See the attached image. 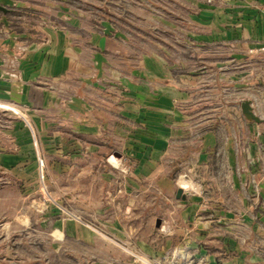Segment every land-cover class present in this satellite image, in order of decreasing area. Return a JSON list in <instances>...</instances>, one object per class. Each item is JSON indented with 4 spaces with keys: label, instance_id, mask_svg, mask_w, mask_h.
Returning <instances> with one entry per match:
<instances>
[{
    "label": "rangeland",
    "instance_id": "374dc122",
    "mask_svg": "<svg viewBox=\"0 0 264 264\" xmlns=\"http://www.w3.org/2000/svg\"><path fill=\"white\" fill-rule=\"evenodd\" d=\"M53 34L73 58L35 78L52 109L30 103L39 94L0 93V264H264V0H0L5 80H20L27 57L58 53ZM96 35L113 36L102 72ZM148 58L171 97L167 126L217 113L238 128L218 172L140 167L123 152L114 97L138 98L124 130L139 127L126 114L147 113ZM243 100L260 124H245Z\"/></svg>",
    "mask_w": 264,
    "mask_h": 264
},
{
    "label": "crops",
    "instance_id": "0c3cea01",
    "mask_svg": "<svg viewBox=\"0 0 264 264\" xmlns=\"http://www.w3.org/2000/svg\"><path fill=\"white\" fill-rule=\"evenodd\" d=\"M112 37L113 36L108 37L106 35H96L94 37L96 42L94 44L98 45V49L100 50L98 51L100 53V58L98 57V60L92 59L91 62L99 72L107 69V66L110 64L113 66L111 59L109 61V55L111 54L105 56L106 52H103L109 49L112 51L113 46L110 44L111 39H113ZM116 37L118 38V35H116ZM50 40L51 45L60 46L58 49L59 52L57 53V50L54 49L45 54L35 53L29 58L27 57L26 60H22L20 66L21 70L18 74V79L20 80H17V82L5 80L2 67H0V93H8L10 96L19 95L25 98H32L34 94H39V96L35 97L34 102L30 103H33L34 106L36 105L37 107L52 109L53 104H55L52 98L53 92L46 88L44 89L40 83L38 85L35 78L39 76L55 78L57 74H61L63 71L66 72L70 64L69 61H72L71 59L73 57L71 55H65L66 52H72V50H68L67 44L69 42L64 35L59 39L53 34ZM62 53H64L65 56H63ZM146 60L147 78H149L148 82L151 85V92L148 93L150 98L148 97V99H145L146 107L144 108H146L147 113L145 114V112L141 111L138 113L126 114V116L132 120L137 119L139 127L133 125L128 127L129 129L124 130L125 110L131 106L132 108L133 106L135 107L138 103V98L124 99L122 96L121 98L117 96L114 97L115 111L121 114L120 120L116 121L118 137L128 138L127 144L123 146V152L125 154H127V152L130 154L133 153L134 161L138 162L140 167H149L151 169H159V167L168 168L172 163H175V161L181 160L187 167H190V170L198 168L199 170L202 169L204 172H213V170L218 172L219 170H217V168L223 165V161L225 159L229 162L232 161L236 153L233 142L236 139L238 128L233 122L230 123L229 120L220 123L221 120L218 118L219 114L217 113H213L210 120L198 125L195 127L196 129H188V127L184 128L183 126L179 128L167 126L168 124L165 120L169 119V113H171L168 110L171 97L169 96L170 94L167 93V85H165L163 81L160 82V80H156L155 84L152 72L155 61L151 58ZM120 70H122L121 66L118 67V71L116 72L119 77L118 79L121 80L123 78L128 86L127 89H130V92L127 93L135 95L137 84L132 82L131 73L133 74V71L131 72V70H128L127 74L129 75L120 78ZM161 77H163L162 74ZM155 86L157 89L156 91L154 90ZM155 97L160 101L157 105L160 108L158 112L155 111ZM253 112L259 118V121H246L245 124L249 127L260 124L262 121L261 116L259 117L254 109ZM250 145L252 147L254 146L253 143H250ZM249 158L253 163L256 162L254 160V155H249ZM254 178L258 181L259 192L261 194L264 193V170L262 176L257 174L256 177L254 175Z\"/></svg>",
    "mask_w": 264,
    "mask_h": 264
},
{
    "label": "water",
    "instance_id": "95a60500",
    "mask_svg": "<svg viewBox=\"0 0 264 264\" xmlns=\"http://www.w3.org/2000/svg\"><path fill=\"white\" fill-rule=\"evenodd\" d=\"M241 110L243 111L244 115L248 118V119H252L254 121H259V118L255 115V113L253 112V109H251L250 103L248 100H243L241 103ZM182 194V189L179 187L176 190V196L179 197Z\"/></svg>",
    "mask_w": 264,
    "mask_h": 264
}]
</instances>
